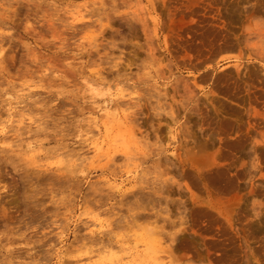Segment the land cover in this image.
I'll use <instances>...</instances> for the list:
<instances>
[{
    "label": "rangeland",
    "instance_id": "obj_1",
    "mask_svg": "<svg viewBox=\"0 0 264 264\" xmlns=\"http://www.w3.org/2000/svg\"><path fill=\"white\" fill-rule=\"evenodd\" d=\"M181 1L194 0H0V264H264V0H215L228 40L185 49ZM221 129L248 138L224 152ZM186 152L228 163L232 186L191 180L174 157ZM205 209L233 236L220 262Z\"/></svg>",
    "mask_w": 264,
    "mask_h": 264
},
{
    "label": "bare ground",
    "instance_id": "obj_2",
    "mask_svg": "<svg viewBox=\"0 0 264 264\" xmlns=\"http://www.w3.org/2000/svg\"><path fill=\"white\" fill-rule=\"evenodd\" d=\"M190 1H193V0H190ZM198 1V0H197ZM215 0H200V2H201V4H199L200 2L198 1V4H196V1L194 0L193 2H192V4H190L189 2H185L184 3V1H181L182 3H181V6L178 8V10L176 9L175 11L177 12H175V14L177 15V16H179V20L180 21H183L184 20V18H186L185 16H191V21H192V25L190 24V26H188V28L186 29V32L188 33V34H191V36H188L187 38H181V37H179V39L178 38H176L177 39V41H176V43H177V46H178V48H182V49H185V48H187L188 46H191L192 45V38H196V42H199V41H201V40H199V41H197V38L199 37H204L206 34V40L208 41V35H210L209 33H212V34H214L216 37L214 38V36H213V38L214 39H219V40H221L222 38H224L225 37V35L226 34H228V33H225V35H220V34H218V33H215L214 31L216 30L214 27H217L218 28V26H219V24H221L220 22H222V21H220V16L217 14L218 12H216V7L214 6V2ZM100 2V1H99ZM98 2V3H99ZM102 2V1H101ZM115 2H116V0H115ZM114 2V4H116ZM95 3V2H94ZM107 3V2H106ZM105 3V4H106ZM193 3L194 4H196V5H198V6H194L193 5ZM260 3V2H259ZM263 3V2H262ZM262 3H260V4H262ZM96 4V3H95ZM52 5V4H51ZM108 5V4H107ZM113 5V4H112ZM180 5V4H179ZM193 5V6H192ZM201 5V6H200ZM102 7V6H101ZM101 7H99V8H101ZM110 7V6H109ZM114 7V6H113ZM184 7V8H183ZM98 8V7H97ZM256 9V8H255ZM260 9V8H259ZM95 10V9H94ZM101 10H102V8H101ZM104 10V9H103ZM102 10V11H103ZM258 10V9H257ZM107 11H109V10H107ZM255 11V10H254ZM97 12V11H96ZM99 12V11H98ZM220 12V11H219ZM258 12V11H257ZM91 14H94V13H91ZM103 14H105V13H103ZM103 14H101L100 16H102ZM254 14V13H253ZM257 14V13H256ZM257 15H259V14H257ZM98 16V15H97ZM104 16V15H103ZM80 17V16H79ZM99 17V16H98ZM107 17H108V15H107ZM84 17H82V19H83ZM89 18V17H88ZM104 18V17H103ZM106 19V18H105ZM79 20H81V19H79ZM85 20V19H84ZM100 20V19H99ZM76 21H78V20H76ZM177 21V20H176ZM75 22V21H74ZM105 22V21H104ZM100 23V22H99ZM110 24V23H109ZM29 25V24H28ZM102 25V24H101ZM75 26H77L78 27V25H75ZM80 26V25H79ZM110 26V25H109ZM184 26V25H183ZM183 26H181V28L183 27ZM225 26V25H224ZM70 27V26H69ZM99 27H100V25H99ZM105 27V26H104ZM185 27V26H184ZM184 27L182 28V30H183V35H184ZM112 28V27H111ZM186 28V27H185ZM227 28V27H226ZM74 29V28H73ZM105 29V28H104ZM107 29V28H106ZM222 29V28H221ZM229 29V28H228ZM67 30V29H66ZM181 30V29H180ZM182 30L179 32V33H181L182 32ZM218 30H220V29H218ZM78 31V30H77ZM222 31H224V28H223V30ZM230 31V30H229ZM71 32V31H70ZM80 32H81V30H80ZM118 32V31H117ZM225 32V31H224ZM75 33H77V32H75ZM230 33V32H229ZM178 34V33H177ZM231 34V33H230ZM73 35V34H72ZM181 35H182V33H181ZM182 35V36H183ZM259 35V34H258ZM77 36V35H76ZM99 36V35H98ZM177 37H178V35H176ZM211 36V35H210ZM217 36H221V39L219 38V37H217ZM227 36V35H226ZM228 36H230L229 34H228ZM61 37V36H60ZM65 37V36H64ZM100 37V36H99ZM184 37H185V35H184ZM259 37H261V35L259 36ZM94 38H96V36L94 37ZM212 40H213V38L212 37H210ZM226 38V37H225ZM262 38H263V36H262ZM217 39L215 40V41H217ZM227 39V38H226ZM226 39L224 40V41H222V42H226ZM230 39H231V37H230ZM261 39V38H260ZM60 40H61V38H60ZM64 40V39H63ZM206 40H204V41H206ZM228 40V39H227ZM113 41V40H112ZM194 41V40H193ZM202 41H203V39H202ZM203 41V42H204ZM206 41V42H207ZM210 41V40H209ZM208 41V42H209ZM215 41L213 40V44L215 43ZM195 42V43H196ZM202 43L203 44V46L206 44V46H205V48L207 47V48H210L211 46H212V44H211V42L209 43V45L207 44V43ZM219 43H220V41H218ZM228 42V41H227ZM233 42V41H232ZM229 43V42H228ZM227 43V44H228ZM96 44V43H95ZM216 44V43H215ZM223 44V43H222ZM222 44L220 43V47L222 48L223 46H222ZM196 45V44H195ZM216 47H218V45H215ZM95 47H98V46H95ZM104 47V46H103ZM215 47V48H216ZM92 48H94V47H92ZM91 48V49H92ZM111 48V47H110ZM113 48V47H112ZM198 48H199V46H198ZM207 48H206V51H207ZM214 48V49H215ZM91 49H89V50H91ZM97 49V48H96ZM101 49V48H100ZM189 49V48H188ZM218 49V48H217ZM220 49V48H219ZM204 50V49H203ZM203 50H202V52L200 51V50H198L196 53L197 54H199L198 52L200 51V53L201 54H199V57H200V55H202V53H203ZM212 50V49H211ZM262 50V49H261ZM97 51H98V49H97ZM206 51H204V52H206ZM213 51V50H212ZM215 51V50H214ZM94 52V51H93ZM100 52V51H99ZM102 52H104V51H102ZM98 53V52H97ZM88 54V53H87ZM94 54V53H93ZM101 54H103V53H101ZM263 54V53H262ZM95 55V54H94ZM98 55V54H97ZM105 57V56H104ZM198 57V58H199ZM90 58V57H89ZM93 58V57H92ZM101 58V57H100ZM99 58V59H100ZM197 58V59H198ZM106 59V58H105ZM3 60V59H2ZM1 60V61H2ZM107 60V59H106ZM204 60V59H203ZM197 61V60H196ZM206 61V60H205ZM231 61V60H230ZM198 62H199V60H198ZM3 63V62H2ZM119 64V63H118ZM117 65V64H116ZM238 65V64H237ZM114 66V65H113ZM130 66V65H129ZM117 67V66H116ZM121 67V66H120ZM237 67V66H236ZM233 68V67H232ZM118 69V68H117ZM120 70V69H119ZM235 70V69H234ZM226 71H228V70H225V72ZM120 72V71H119ZM118 72V73H119ZM118 73H116V75L118 74ZM252 76V75H251ZM102 78V77H101ZM237 83V82H236ZM239 86V85H238ZM254 86V85H253ZM254 87H256V85L254 86ZM253 88V87H252ZM258 88H259V86H258ZM235 90L237 89L236 88V86H235V88H234ZM254 89V88H253ZM252 89V90H253ZM259 90V89H258ZM261 90H263V89H261ZM257 91V90H256ZM256 91H252L254 94H255V92ZM260 91V90H259ZM239 92V91H238ZM258 92V91H257ZM257 92H256V94H257ZM262 93H263V91H261ZM260 92V93H261ZM253 94V95H254ZM248 95H249V93H248ZM252 95V97H255V96H253ZM263 95V94H262ZM162 96V95H161ZM251 96V95H250ZM249 97V96H248ZM263 97H264V95L262 96V98L261 99H263ZM156 98V97H155ZM158 98V97H157ZM230 98V97H229ZM237 98V97H236ZM236 98H230V99H232L234 102H235V100H236ZM256 98H258V96L256 97ZM259 98H260V96H259ZM258 98V99H259ZM149 99V98H148ZM147 99V100H148ZM238 99L239 98H237V101L236 102H238ZM250 100H251V97L249 98ZM254 98H252V100H253ZM23 100V99H22ZM44 100V99H43ZM158 101V100H157ZM259 101V100H258ZM34 102V101H33ZM116 102H119V101H116ZM254 102H255V99H254ZM25 103V102H24ZM36 103V102H35ZM112 103V102H111ZM238 103H240V102H238ZM23 104V103H22ZM28 104V103H27ZM33 103H31V105H32ZM114 104V103H113ZM117 104V103H116ZM124 104H125V102H124ZM142 104V103H141ZM156 104V103H155ZM128 105V104H127ZM230 105V104H229ZM115 106V105H114ZM123 106V105H122ZM138 106V105H137ZM143 106V105H142ZM169 106V105H168ZM173 106V105H172ZM232 106H235L234 104L232 105ZM129 107V106H128ZM166 107V106H165ZM114 108V107H113ZM117 108V107H116ZM161 108V107H160ZM29 109V108H28ZM115 109V108H114ZM167 109V108H166ZM166 109H165V111H166ZM133 110V109H132ZM163 111H164V109H163ZM2 112V111H1ZM134 112V111H133ZM45 113V112H44ZM135 113V112H134ZM9 114V113H8ZM108 114H110V113H108ZM107 114V115H108ZM111 114H115V113H111ZM111 114L109 115V116H111ZM136 114V113H135ZM160 114H161V112H160ZM127 115V114H126ZM159 115V114H158ZM163 115V114H162ZM18 116V115H17ZM104 116V115H103ZM109 116H107L108 117V119H110L111 120V118L109 117ZM113 116V115H112ZM161 116V115H160ZM44 117V116H43ZM171 117V116H170ZM120 119V118H119ZM130 119V118H129ZM218 119V118H217ZM110 120H107L106 122H111ZM126 120H128L127 118H125V119H123L120 123H118V124H116L115 125V123H114V125L113 126H111V127H109L108 126V124H105V123H103V124H105V126L106 127H104V125L103 124H101V125H103V130H105V128L108 130V129H110V128H112V129H114V128H121V126H125L128 122L126 121ZM206 120V119H205ZM208 120V119H207ZM214 120V119H213ZM23 121V120H22ZM30 121V120H29ZM113 121V120H112ZM129 121V120H128ZM134 121V120H133ZM209 121V124H210V120H208ZM103 122H105L104 120H103ZM130 122V121H129ZM221 122V121H220ZM226 123L227 122H230V121H225ZM225 122H223V123H221L222 125L224 124V126H221V127H226L228 124H226ZM99 123V122H98ZM98 123H95V126L98 124ZM213 123V122H212ZM44 124V123H43ZM132 124V123H131ZM208 124V125H209ZM217 124H218V122H217ZM220 124V125H221ZM42 125V124H41ZM99 125V124H98ZM129 125H130V123H129ZM211 125V124H210ZM216 125V124H215ZM226 125V126H225ZM232 125V124H231ZM116 126V127H115ZM131 126H133V124L131 125ZM24 127V126H23ZM26 127H29V126H26ZM46 127H47V125H46ZM215 127H217V126H215ZM17 128V127H16ZM45 128V127H44ZM218 128V127H217ZM236 128V127H235ZM21 129V128H20ZM23 129V128H22ZM25 129V128H24ZM35 129V128H34ZM99 129V126H98V128H97V130ZM130 129V128H129ZM134 129V128H133ZM219 129V128H218ZM229 129H231V128H229ZM234 129V128H233ZM31 130H33V129H31ZM42 130V129H41ZM107 130H105V133H106V131ZM119 130V129H118ZM118 130H116V132H117V134L119 133L118 132ZM120 130H122V129H120ZM160 130V129H159ZM222 130V129H221ZM15 131V130H14ZM17 131L19 132V130L17 129ZM28 131V130H27ZM39 131V130H38ZM43 131V130H42ZM45 131V130H44ZM115 131V130H114ZM163 131V130H162ZM220 131V130H219ZM223 131V130H222ZM228 131V130H227ZM227 131H225V132H227ZM232 131V130H231ZM237 131H238V129H237ZM242 131V130H241ZM240 131V132H241ZM28 132H30V131H28ZM97 132V131H96ZM108 132V131H107ZM115 132V133H116ZM124 132V131H123ZM131 132V131H130ZM221 132V131H220ZM224 132V131H223ZM225 132L223 133V135L225 134ZM25 133V132H24ZM39 133V132H38ZM114 133V134H115ZM219 133V132H218ZM230 135H229V134ZM228 133L227 134H225L222 138H220V141H221V145H222V147L224 148V152H230L231 150H234V149H236L238 146L240 147L241 146V144H243V141H245V139H246V137H247V131H246V133L245 134H247V135H243V134H240V133H238V134H236V135H231V132H229L228 131ZM19 134V133H18ZM18 134H15V135H18ZM113 133H112V135H114ZM116 134V135H117ZM134 134V133H133ZM221 134V133H220ZM233 134V133H232ZM26 135V134H25ZM30 135V134H29ZM62 135V134H61ZM119 135V134H118ZM117 135V136H118ZM121 133H120V137H121ZM131 135V134H130ZM23 136V135H22ZM27 136V135H26ZM65 136V135H64ZM104 136V135H103ZM105 136H107V135H105ZM116 136V137H117ZM123 136H124V134H123ZM136 136V135H135ZM66 137V136H65ZM128 137H130V136H128ZM137 137V136H136ZM114 138V137H113ZM248 138V137H247ZM103 139V138H102ZM123 139V138H122ZM133 139V138H132ZM201 140V139H200ZM97 141V140H96ZM131 141H133V140H131ZM98 142V141H97ZM186 142V141H185ZM195 142V141H194ZM209 142V141H208ZM135 143V142H134ZM99 144V143H98ZM187 144V143H186ZM204 144V142L202 143V145ZM208 144V143H207ZM30 145V144H29ZM197 145L198 144H196V148H197ZM202 145H200V146H202ZM212 145V144H211ZM192 146H194V145H192ZM214 146V145H213ZM97 147H100V146H98L97 145ZM96 147V148H97ZM204 146H202V147H199V148H203ZM206 147V146H205ZM190 148H191V146H190ZM190 148H188V149H190ZM221 148V147H220ZM223 148H221V149H223ZM136 149H137V146H136ZM135 149V150H136ZM220 149V150H221ZM225 149H226V151H225ZM193 149H191V151H192ZM198 151H200V149L199 150H196V152L198 153ZM162 152V151H161ZM189 152V151H188ZM195 152V151H194ZM191 153V155L189 154V153H187V154H185L186 156H184V157H181L179 154H177V153H175L174 154V157H175V159H176V162L178 163V166H179V168L182 170V172H184L185 173V175H187V176H189L190 178H191V180L193 179H197V178H200L201 180H208V181H212V184H213V182H216V183H218V184H216L217 186H215V183H214V186H215V192H216V194L217 195H220V194H222V193H224V192H226L227 191V189H229V187L228 186H232V182H233V175H230L229 173H228V163H223V162H219V161H216L215 159H213V158H206V159H204L205 158V154H202V155H204V157L202 156V155H200V154H197V153ZM222 152H223V150H222ZM221 152V153H222ZM126 153V152H125ZM200 153V152H199ZM201 153H202V151H201ZM224 154V156H225V153H223ZM126 155L127 156H129V158H133L132 156H134V154L133 153H131V152H127L126 153ZM166 156H168V155H166ZM166 156H165V158H166ZM146 157H147V160H150L151 159V157L152 156H150V154H146ZM145 157V158H146ZM169 157V156H168ZM167 157V158H168ZM128 158V159H129ZM160 158V157H159ZM146 160V161H147ZM154 160V159H153ZM169 160V159H168ZM171 161V160H170ZM173 161V160H172ZM158 163V162H157ZM163 164V163H162ZM165 164V163H164ZM168 164V162H166V164L164 165L165 167H166V169L169 167V165L171 164H168V166H166ZM173 165H174V162L172 163ZM172 164H171V166H172ZM177 166V165H176ZM174 167V169L175 168H177V167ZM165 169V170H166ZM170 169V168H169ZM168 169V170H169ZM178 169V168H177ZM172 171V170H171ZM178 173V172H177ZM34 174V173H33ZM141 176H142V174H141ZM40 178V177H39ZM38 178V179H39ZM145 178V177H144ZM189 179V178H188ZM31 180V179H30ZM146 180V179H145ZM164 180H166V179H164ZM169 180V179H168ZM37 181V180H36ZM144 181V180H143ZM208 181H207V183H208ZM145 182V181H144ZM191 182V181H190ZM162 183H163V181H162ZM194 183V182H193ZM143 184V183H142ZM145 184V183H144ZM148 184V183H147ZM158 184V183H157ZM209 184V183H208ZM227 184H228V186H227ZM38 185V184H37ZM166 185H168V184H166ZM195 185V184H194ZM224 185H225V187H224ZM140 186H142V185H140ZM157 186V185H156ZM213 186V187H214ZM143 187V186H142ZM145 187V186H144ZM150 187H146V189H149ZM152 188H153V186H152ZM151 188V189H152ZM155 188V187H154ZM153 188V189H154ZM163 188V187H162ZM140 189V188H139ZM156 189V188H155ZM154 189V190H155ZM159 189V188H158ZM158 189H157V191H158ZM164 189V188H163ZM1 190V189H0ZM15 190V189H14ZM145 190V189H144ZM153 190V192H155ZM3 191H7V186H4L3 185ZM94 191V190H93ZM97 191H99V190H97ZM128 191V190H127ZM131 191V190H130ZM150 191V190H149ZM162 191V190H161ZM14 192V191H13ZM132 192V191H131ZM131 192H129L128 191V193H126V194H128V198H130L131 197V194H133V193H131ZM133 192H134V190H133ZM137 192H140L139 190H137ZM146 192H148V191H146L145 190V194H144V191H143V194L144 195H146ZM159 192H160V190H159ZM169 192V191H168ZM7 193V192H6ZM94 193V192H93ZM97 193V192H96ZM95 193V194H96ZM129 193H131V194H129ZM148 193H150V192H148ZM156 193V192H155ZM164 193V192H163ZM125 194V193H124ZM125 194V195H126ZM135 194V195H134ZM134 194L132 195V197H134V198H138L139 199V196H136V192H134ZM142 194V193H141ZM151 194H152V192H151ZM160 194H162L161 192H160ZM12 195H13V193H12ZM99 195V194H98ZM107 195V194H106ZM125 195H122V196H124L125 197ZM138 195V194H137ZM140 195V194H139ZM155 195V194H154ZM165 195V194H164ZM148 196H150V195H148ZM146 197V198H149V197ZM159 196V195H158ZM102 197V196H101ZM126 197H127V195H126ZM157 197V196H156ZM134 198H132V199H134ZM141 198V200L144 198H142V197H140ZM145 198V199H146ZM151 198V197H150ZM149 198V200L147 201H145L144 199H143V201L145 202H143L145 205H149V202L150 203H152L151 201H153V200H151ZM152 198H154L153 197V194H152ZM157 199H159V200H161L160 198H157ZM157 199H156V201H157ZM10 200V199H9ZM140 200V201H141ZM159 200H158V202H159ZM98 201V200H97ZM134 200H132V203H135V201L133 202ZM100 202V201H99ZM128 202V201H127ZM138 202V201H137ZM142 202H141V204H142ZM140 203V202H139ZM161 203V202H160ZM136 205V203H135V207L132 205V204H130L131 206V211H138V209H141V211L140 212H148L147 211V209H148V207H144V204H142V205ZM153 204H154V202H153ZM154 205H156V203L154 204ZM168 205V204H167ZM208 205V204H207ZM103 206V205H102ZM133 206V207H132ZM200 207V206H199ZM207 207V206H206ZM210 207H212V206H210ZM209 207V208H210ZM138 208V209H137ZM153 208H155V207H152V210H154ZM128 209V210H129ZM160 209V211H162V209H164V208H159ZM201 208H199V210H200ZM215 210H217L216 208H214ZM129 210V211H130ZM157 209L155 208V210H154V213H155V219L157 218L158 219V217L159 216H161L162 215V213L160 212V211H156ZM203 210H204V208H203ZM206 211L204 212V211H202V212H200V213H204V215L206 216L205 218H207V221L205 222V224L208 226V225H212V226H215V229H216V233H213V237H215L216 239H217V242L215 243V246H216V248H217V250L216 251H214V253H215V255L213 256V258H212V261L214 260L215 262H220V260L223 258V255H224V251H225V249L226 248H224L225 246H226V244H228V243H232V239H233V236L231 235V233H230V231H229V229L227 228V226H226V222H225V224H224V222H222V220H220V218L218 217V215L216 216V215H214L213 213H212V211H210V210H208V209H205ZM6 208L5 207H3L2 208V214L4 215V216H6L5 214H6ZM130 211V212H131ZM133 211V212H134ZM138 211V212H139ZM139 212V213H140ZM150 212H151V209H150ZM153 212V211H152ZM151 212V213H152ZM165 212V211H164ZM166 212H167V214L168 215H171V214H169L170 212L169 211H167L166 210ZM198 212V211H197ZM132 213V212H131ZM130 213V214H131ZM149 213V212H148ZM154 213H152V214H154ZM159 213H161V214H159ZM217 213H219L218 211H217ZM132 214H134L135 215V213H132ZM131 214V216H132V218L134 219V215H132ZM137 214V213H136ZM152 214L150 215V213H149V215L150 216H148V217H151L152 216ZM167 214H165V217H167L168 218V216H166ZM143 215V214H142ZM131 216H129L128 218H131ZM140 216V215H139ZM154 216H153V219L152 220H154L155 221V219H154ZM163 216V215H162ZM142 219H144L143 217L144 216H140ZM147 217V216H146ZM127 218V219H128ZM132 218H131V220H132ZM135 218L136 219H134L133 220V222L134 223H136V220H137V216L135 215ZM160 218H162V217H160ZM205 218H204V221H205ZM126 219V218H125ZM127 219L126 220H124L126 223L128 222L127 221ZM151 218H149V220H150ZM156 219V220H157ZM164 219V218H163ZM165 220V219H164ZM148 221V219L146 220V222ZM151 221V220H150ZM153 221V222H154ZM156 222V221H155ZM133 223V224H134ZM128 224V223H127ZM130 224V223H129ZM132 224V223H131ZM130 224V225H131ZM148 231H150V229H148ZM155 231V230H154ZM158 232V231H157ZM150 234V233H149ZM153 233H151V235H152ZM96 235V234H95ZM158 235V233L157 234H155V236H157ZM150 236V235H149ZM161 236V235H160ZM159 236V237H160ZM85 237V236H84ZM162 237V236H161ZM149 238H151V237H149ZM183 238H185V237H183ZM182 238V239H183ZM86 239V238H85ZM101 239V238H100ZM178 239V238H177ZM179 239H181V238H179ZM181 239V240H182ZM84 240V239H83ZM96 239H94L93 241H95ZM104 240V239H103ZM158 240V239H157ZM173 240H174V238H173ZM186 241H188L187 239H185ZM185 240L183 241L182 240V242L184 243L185 242ZM91 241V240H90ZM89 241V242H90ZM92 241V242H93ZM99 241V240H98ZM97 241V242H98ZM107 241V240H106ZM180 241V240H179ZM178 240H177V242H179ZM102 243L104 242V241H101ZM108 242H110V240L108 241ZM189 242H191V241H188V243ZM101 243V244H102ZM107 243V242H106ZM106 243H105V245H106ZM111 243V242H110ZM180 243V242H179ZM182 243V244H183ZM188 243L186 244V243H184V244H186L185 245V247H188L189 245H188ZM98 244V243H97ZM97 244H95V245H97ZM182 244L180 245V246H182ZM184 244H183V250H184ZM210 244V243H209ZM94 245V244H93ZM100 245V244H99ZM110 245V244H109ZM101 246V245H100ZM149 246V245H148ZM179 246V245H178ZM177 246V247H178ZM212 246V245H211ZM109 247V246H108ZM176 247V246H175ZM104 248V247H103ZM145 248H147V246L145 247ZM182 249V248H181ZM190 249V248H189ZM146 250V249H145ZM147 251V250H146ZM151 251V250H150ZM149 251V248H148V253L150 252ZM100 252H102V251H100ZM117 252V251H116ZM141 252V251H140ZM145 252V251H144ZM253 253L255 254V255H258V256H260V257H262V259L264 260V244L262 243V242H260L259 243V245L258 246H255V247H253ZM132 254V253H131ZM134 255H135V253H133ZM137 254V253H136ZM146 254H147V252H146ZM151 254V253H150ZM130 255V254H129ZM138 255H140V254H138ZM142 255H143V253H142ZM145 255V254H144ZM149 255V254H148ZM131 257V256H130ZM137 257V256H136ZM147 257V256H146ZM152 257V256H151ZM150 257V258H151ZM141 258V257H140ZM139 258V259H140ZM153 258H154V256H153ZM132 260V259H131ZM143 260V259H142ZM144 260H145V256H144ZM133 261V260H132ZM131 261V262H132ZM127 262H128V260H127ZM214 262V263H215ZM163 263V262H162ZM216 264V263H215Z\"/></svg>",
    "mask_w": 264,
    "mask_h": 264
}]
</instances>
